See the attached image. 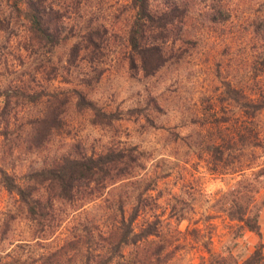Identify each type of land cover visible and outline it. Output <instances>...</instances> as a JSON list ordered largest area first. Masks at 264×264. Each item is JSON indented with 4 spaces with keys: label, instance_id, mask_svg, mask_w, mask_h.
Instances as JSON below:
<instances>
[{
    "label": "trees",
    "instance_id": "obj_1",
    "mask_svg": "<svg viewBox=\"0 0 264 264\" xmlns=\"http://www.w3.org/2000/svg\"><path fill=\"white\" fill-rule=\"evenodd\" d=\"M85 2L0 0V77L10 70L15 76L9 85L0 83V188L17 204L2 221L0 241L13 230L19 215L28 233L27 240L0 256V264L16 249L33 241L46 242L61 230L65 238L58 249L22 264H167L181 249L177 237L186 234L206 237L202 243L196 241L202 250L199 264H264L261 242L243 257L228 246L215 252L211 233L204 235L205 229L184 234L172 228L170 220L177 225L186 219L185 201L172 195L164 218L166 209L158 204L159 195L153 194L155 181L145 173L148 154L138 146L112 144L95 153L75 142L53 152L50 141L63 130L69 104L76 112L89 113L92 125L112 122V116L97 109L81 89L49 88L60 70L71 72L85 62L93 67H80V87L90 86L104 72L99 66L116 36L93 13L83 15ZM230 6L231 0H129L123 6L130 13L125 33L129 67L155 74L197 45L192 30L197 25L212 29L228 22ZM249 28L262 52L251 56L247 88L242 83L223 84L225 100L245 119L225 129L219 123L224 119L210 123L206 130L213 137L204 145L212 174L236 176L210 206L234 224L233 240L245 232L261 238L259 216L264 208V198L257 199L264 190V162H258L256 154V150L264 153V142L254 123L264 111V15ZM69 42L65 60L54 63V51ZM10 47L19 52L14 58L21 60L19 71L7 58ZM243 146L248 150L246 158L240 154ZM27 154L41 157L40 163L16 171V160Z\"/></svg>",
    "mask_w": 264,
    "mask_h": 264
},
{
    "label": "rangeland",
    "instance_id": "obj_2",
    "mask_svg": "<svg viewBox=\"0 0 264 264\" xmlns=\"http://www.w3.org/2000/svg\"><path fill=\"white\" fill-rule=\"evenodd\" d=\"M128 3L129 0H86L82 9L85 17L93 13V17L99 23L104 22L110 34L116 36L115 43H111L107 56L99 66L104 70L100 79L91 81L90 86H79L80 67L86 70L93 67L85 62V67L79 65L77 70L71 72L60 70L58 77L49 83L50 90L81 89L97 109L112 116L111 124L92 125L89 113L76 112L71 103L66 108L65 126L59 135L51 139L50 147L56 152L62 150L65 144L81 142L88 152L98 153L112 144L138 146L148 154L145 173L155 181L153 194L159 195L158 204L166 209L164 218L168 214L167 205L172 203V195H179L185 201L186 219L177 225L173 219L170 220L171 227L178 228L184 234L194 228L202 232L205 229L204 235L211 233L215 252L228 246L234 254L246 257L255 245L263 243L264 237L261 234L259 239L255 234L245 232L241 238L233 240L234 228L231 226L234 224L211 210L210 206L218 194L229 187L236 176L212 174L204 145L213 137L206 130L210 123L224 119L219 123L225 129L240 125L245 119L238 108L225 100L223 84L242 83L247 88L251 56L262 52L260 45L254 43L248 27L257 16L264 15V0H231V18L228 22L212 29L197 25L192 29L197 45L153 75L131 69L125 58L130 53L125 42L130 13L123 6L126 7ZM22 34L20 30L18 35ZM109 37L111 39L112 36ZM15 39L11 45L13 48H16L19 37ZM70 44L54 51V63L65 60ZM7 53L9 63L16 65V71L21 70V60H14L19 52L10 47ZM11 71L0 77L1 85H9L11 78H15ZM37 107L41 108V105ZM254 123L264 142V111L258 113ZM247 151V147L243 146L242 157L246 158ZM256 154L260 156L258 162H264V153L256 150ZM40 158L33 154L21 155L15 162V165H19L16 171L30 164L38 165ZM263 198L264 190L257 199L260 201ZM16 206L15 198L0 188V227L6 214L14 213ZM207 217L213 218L208 221ZM12 228L0 241V256L16 243L28 239L20 215ZM64 238L65 231L61 230L46 242H30L29 247L16 249L11 257L4 258L2 264H22L27 258L36 259L39 254L53 252L63 244ZM177 239L182 245L181 249L167 264H199L202 253L199 243L206 241V237L186 234ZM10 242L14 244L10 246Z\"/></svg>",
    "mask_w": 264,
    "mask_h": 264
},
{
    "label": "crops",
    "instance_id": "obj_3",
    "mask_svg": "<svg viewBox=\"0 0 264 264\" xmlns=\"http://www.w3.org/2000/svg\"><path fill=\"white\" fill-rule=\"evenodd\" d=\"M260 224H261V234L262 238L264 237V208L260 212ZM264 243V240L262 241Z\"/></svg>",
    "mask_w": 264,
    "mask_h": 264
}]
</instances>
